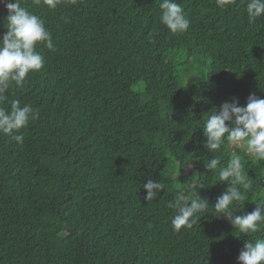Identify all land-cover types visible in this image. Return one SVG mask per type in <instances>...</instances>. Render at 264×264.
<instances>
[{"label": "trees", "instance_id": "trees-1", "mask_svg": "<svg viewBox=\"0 0 264 264\" xmlns=\"http://www.w3.org/2000/svg\"><path fill=\"white\" fill-rule=\"evenodd\" d=\"M159 2L65 0L53 10L23 0L45 20L56 50L38 45L44 67L10 93L39 118L21 130L23 144L0 134V264H239L244 241L264 238L215 215L227 182L204 164L222 154L225 162L230 149L209 153L196 127L225 100L244 106L251 93L264 98V16L249 24L246 0L225 9L215 0H177L190 27L174 34L160 23ZM6 15L0 4V34ZM179 50L210 62L203 85L176 76ZM164 158L180 173L195 170L193 186L209 203L179 232ZM245 159L252 190L233 215L264 202V162ZM149 178L164 189L146 201Z\"/></svg>", "mask_w": 264, "mask_h": 264}, {"label": "clouds", "instance_id": "clouds-1", "mask_svg": "<svg viewBox=\"0 0 264 264\" xmlns=\"http://www.w3.org/2000/svg\"><path fill=\"white\" fill-rule=\"evenodd\" d=\"M23 0H0L7 9L6 32L0 34V134L10 136L18 144H23L21 131L30 122L39 118V109L31 104L21 105L19 99L11 98L14 90H22L30 72H39L44 67V57L37 51L40 44L55 51L52 33L46 28L45 20L21 6ZM65 0H32L36 7L42 4L49 9H56ZM75 4L77 0H67ZM236 0H215L216 7L225 9ZM160 23L176 34L184 33L190 27L182 6L177 0H160ZM247 22L254 24L264 16V0H246ZM4 18V19H5ZM67 21V17H63ZM238 99L225 100L219 111L212 109L196 127L203 129L204 148L209 153L220 152L225 144L230 151L229 157L222 162V155H213L204 167L217 171L219 181H226V190L212 205L217 217L224 216L239 233L246 235L264 232V202L255 203V208L248 213L233 215L236 204L246 200L252 190V180L247 175L245 157L257 162H264V98L251 93L244 106H238ZM239 150V152L237 151ZM146 201L153 200L164 189L160 180L147 179L143 183ZM175 211L171 220L173 231L189 229L197 224L200 217L207 213L209 203L202 198L193 186L190 195L176 186L175 198L168 204ZM239 264H264V238L244 241L237 256Z\"/></svg>", "mask_w": 264, "mask_h": 264}, {"label": "rangeland", "instance_id": "rangeland-1", "mask_svg": "<svg viewBox=\"0 0 264 264\" xmlns=\"http://www.w3.org/2000/svg\"><path fill=\"white\" fill-rule=\"evenodd\" d=\"M175 74L180 77L184 82H192L195 84L203 85L206 82L207 74L209 71L210 62L198 53L192 54L190 57L186 56L185 51H175ZM170 160L169 165L164 166L162 171V178L164 180H171L175 185H180L182 190L192 188L197 179V173L190 166L180 173L178 163L171 158H164ZM165 163V161H164ZM55 244H61V239L54 238Z\"/></svg>", "mask_w": 264, "mask_h": 264}]
</instances>
